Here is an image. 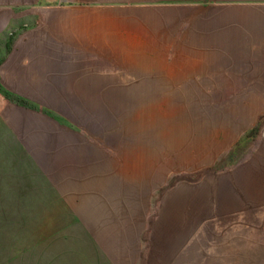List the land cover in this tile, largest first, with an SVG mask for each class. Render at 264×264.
<instances>
[{
    "label": "rangeland",
    "instance_id": "rangeland-1",
    "mask_svg": "<svg viewBox=\"0 0 264 264\" xmlns=\"http://www.w3.org/2000/svg\"><path fill=\"white\" fill-rule=\"evenodd\" d=\"M129 1L134 16L119 6L127 20L105 25L118 56L102 87L120 92L78 85L84 96H59L43 84L34 94L2 68L17 42L46 33L44 14L94 3L0 0L11 41L0 59V264H158L173 225L183 248L193 241L192 264H264V64H235L226 94L213 93L223 90L212 76L205 94L166 95L182 79L169 65L149 79L158 73L142 58L146 8ZM96 187L108 197L93 210Z\"/></svg>",
    "mask_w": 264,
    "mask_h": 264
},
{
    "label": "crops",
    "instance_id": "crops-1",
    "mask_svg": "<svg viewBox=\"0 0 264 264\" xmlns=\"http://www.w3.org/2000/svg\"><path fill=\"white\" fill-rule=\"evenodd\" d=\"M85 1L89 5L94 3L95 6L59 9L53 19H49L44 14L42 19L46 18L48 27L46 33L40 35L46 37V44H38L37 38L40 35L36 34L34 37H37V40L31 39L29 45L19 41L12 52L11 41L7 42L5 36L7 11L0 8V59L11 52V58L4 64L2 72L19 78L20 85L27 86V89L34 94H38L41 84L44 87L48 86L53 92L51 94L59 96H84L86 92L79 91L78 85L84 86L90 95L98 92L104 95L108 90L117 91L118 89L112 88L113 84L108 85L110 87L106 89L102 87V74L108 71L103 65L110 64L118 56V34L109 31L105 25L127 20L125 16L119 17L118 8L121 6L132 11L135 10V3L129 0ZM108 2H110L108 7L102 5ZM140 2L146 8L143 25L148 38L146 48L142 50L143 62L149 66V72L158 73L157 77L152 73L149 79L151 77L153 80L159 79L163 75L165 78L166 73L170 72L166 69L168 65L176 76L180 75L178 79H182L181 82H170L167 87L171 92H164L166 95L205 94L197 91L209 87L207 81L212 79V76L215 77L212 81L219 82L216 83L217 86H221L227 80L231 81L230 72L235 70L233 67L235 64H244V62L264 64V54L258 51L264 49V0H141ZM67 14L74 17L69 19V26L73 28L72 33L70 32L66 39L64 37V40H68L65 43L60 31L64 33L69 30L65 29ZM60 15L64 16V20ZM105 15L107 16L104 17ZM130 15L134 16L133 11ZM235 48L240 50V55L232 50ZM15 49L19 52L14 51ZM250 49L258 52L252 54ZM23 54H26V59L29 57L27 66L20 64ZM43 65L44 71L39 68ZM33 71L35 74L30 75ZM256 72L260 73L261 70L257 69ZM215 74H223V76ZM71 78L74 79L75 84L72 92L63 87ZM97 81L99 82L96 85ZM167 87L161 86L159 89L166 90ZM228 88L221 86L220 89L223 91L213 93L226 94ZM98 89L100 91H97ZM122 96L126 95L122 94ZM91 190H94V193L91 192L93 199L89 201L88 207L95 210L98 196H104L103 192L107 196V191L104 187ZM175 231L176 225H173L174 234L165 244L167 250L160 252L162 258L158 264L193 263L195 253L192 247L193 241L183 248L182 242L186 238L184 240L176 236Z\"/></svg>",
    "mask_w": 264,
    "mask_h": 264
}]
</instances>
